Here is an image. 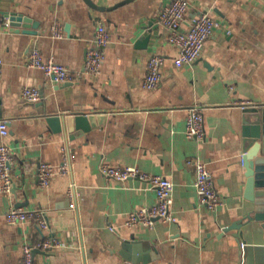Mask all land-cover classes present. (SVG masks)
Segmentation results:
<instances>
[{
    "label": "crops",
    "instance_id": "crops-1",
    "mask_svg": "<svg viewBox=\"0 0 264 264\" xmlns=\"http://www.w3.org/2000/svg\"><path fill=\"white\" fill-rule=\"evenodd\" d=\"M92 1L102 9L86 0H0V120L10 128L16 189L0 192V264H23L25 244L34 246V264H243L242 246L221 234L251 207L241 160L242 104L264 101V0H189L185 28L205 11L218 24L201 56L181 68L173 64L178 49L158 18L172 0ZM11 12L39 21V34L12 31L6 25ZM56 22L62 37L52 33ZM100 23L111 41L98 77L84 73L78 82L58 83L29 65L31 50L38 46L46 58L83 71ZM150 24L151 38L144 44ZM156 53L166 58L163 78L149 90L142 82L147 61ZM27 85L40 88L39 102L21 96ZM37 105L46 113L106 115L96 128L70 139L48 129ZM194 105L204 113L201 142L186 135ZM62 145L73 154L71 173L56 170L50 186L42 188L39 162L59 166ZM195 156L207 163L221 196L214 210L199 201L189 163ZM103 162L171 179L177 221L128 227L129 212L154 204L156 192L136 178L107 179L100 170ZM73 181L79 193L76 208L69 207L66 195ZM12 206L44 211L49 229L28 221L8 223ZM53 237L58 245H41ZM249 252V264H264V245Z\"/></svg>",
    "mask_w": 264,
    "mask_h": 264
},
{
    "label": "built area",
    "instance_id": "built-area-1",
    "mask_svg": "<svg viewBox=\"0 0 264 264\" xmlns=\"http://www.w3.org/2000/svg\"><path fill=\"white\" fill-rule=\"evenodd\" d=\"M190 9L189 0H172L163 6L158 13L159 22L167 28L169 42L178 49V54L173 59L176 68L184 65H192L202 54L208 37L217 26V21L209 11L195 16L190 25L185 28L183 22L186 20ZM9 25V22H6ZM52 33L56 37L63 36V28L59 22L52 26ZM111 41V33L104 23H100L96 29L95 36L87 50L84 63V70H73L62 63L56 62L53 58H46L38 46H34L28 58V63L44 71L58 83L78 82L83 74H89L94 78L101 74L104 61V49ZM166 58L161 54H152L147 61V73L142 85L149 90L157 89L163 78V67ZM2 59L0 58V67ZM21 96L33 103L42 99V92L36 86H24ZM243 107L251 105V102L242 104ZM10 135V128L7 120H0V192L11 193L13 190L15 176L12 173V166L15 162L12 148L7 142ZM186 135L191 139L201 142L206 137L204 113L200 106L194 105L189 108L186 119ZM62 163L59 166L53 163L41 161L38 165L39 184L42 188L49 187L54 172L58 170L61 174H70L73 162V154L68 145H62ZM194 169V185L202 205L214 210L221 202V196L217 191L213 174L207 163L200 156L189 160ZM102 174L110 180L125 182L130 178H136L150 185L156 192V202L150 206L139 207L129 212L126 220L128 227L145 226L152 228L156 220L163 222H175L177 217L172 210L171 193L174 183L163 175L150 174L136 167H121L103 162L100 166ZM69 200V207L76 208L79 193L75 182H71L66 189ZM8 223L20 222L35 223L41 230H48L50 222L44 211L26 210L12 206L6 212ZM114 230V227H111ZM60 240L56 237L45 239L42 242L44 248L58 245ZM23 250V264H34V246L25 244ZM83 264V263H81Z\"/></svg>",
    "mask_w": 264,
    "mask_h": 264
},
{
    "label": "water",
    "instance_id": "water-1",
    "mask_svg": "<svg viewBox=\"0 0 264 264\" xmlns=\"http://www.w3.org/2000/svg\"><path fill=\"white\" fill-rule=\"evenodd\" d=\"M86 2L93 8L102 9L92 0ZM9 25L14 32L38 35L40 22L18 12L7 14ZM145 33L143 43L151 38L152 28ZM71 83V82H70ZM68 85V84H66ZM44 115L48 129L55 134H63L74 139L96 128L106 112L46 113L42 105H37ZM241 160L246 168V199L251 207L241 218L222 228L221 236L229 235L242 246L243 264H249V251L264 245V101L243 108ZM12 191H16L13 189ZM260 234L262 238H260Z\"/></svg>",
    "mask_w": 264,
    "mask_h": 264
}]
</instances>
